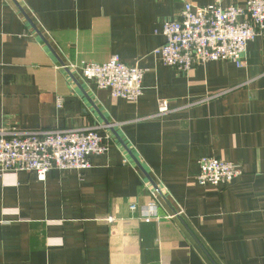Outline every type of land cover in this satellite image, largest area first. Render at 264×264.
I'll use <instances>...</instances> for the list:
<instances>
[{"label":"crops","instance_id":"0c3cea01","mask_svg":"<svg viewBox=\"0 0 264 264\" xmlns=\"http://www.w3.org/2000/svg\"><path fill=\"white\" fill-rule=\"evenodd\" d=\"M184 1L246 0H0V128L116 124L86 170L0 171V264H264V29L242 67L180 73L153 50ZM113 55L145 72L135 102L63 67ZM205 156L242 173L202 186Z\"/></svg>","mask_w":264,"mask_h":264},{"label":"built area","instance_id":"2783aa9c","mask_svg":"<svg viewBox=\"0 0 264 264\" xmlns=\"http://www.w3.org/2000/svg\"><path fill=\"white\" fill-rule=\"evenodd\" d=\"M263 29L264 0H246L243 6L225 7L219 3L198 6L184 1L178 17L162 23L165 41L153 51L164 65L180 73L209 61H229L242 67L247 43ZM63 67L70 73L79 72L85 80H93L114 98L135 102L142 95L144 70L126 65L118 55L100 64L83 61ZM159 102L158 113H167L169 102ZM57 105L61 107L60 99ZM114 125L107 122L102 126L50 131L0 128V171L23 170L44 180L52 169L86 170L91 165V155H103L109 149L110 138L100 130ZM199 169L197 183L212 187L228 183L242 173L233 163L210 156L200 159ZM154 204L148 203L145 210L153 213ZM130 209L135 210L136 205L130 204Z\"/></svg>","mask_w":264,"mask_h":264}]
</instances>
